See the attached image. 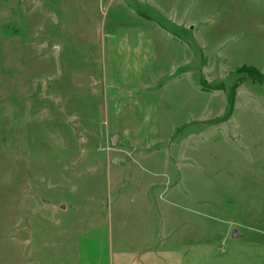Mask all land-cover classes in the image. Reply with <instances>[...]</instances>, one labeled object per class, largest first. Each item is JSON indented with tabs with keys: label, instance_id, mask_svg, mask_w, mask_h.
Wrapping results in <instances>:
<instances>
[{
	"label": "rangeland",
	"instance_id": "obj_1",
	"mask_svg": "<svg viewBox=\"0 0 264 264\" xmlns=\"http://www.w3.org/2000/svg\"><path fill=\"white\" fill-rule=\"evenodd\" d=\"M0 264H264V0H0Z\"/></svg>",
	"mask_w": 264,
	"mask_h": 264
},
{
	"label": "water",
	"instance_id": "obj_2",
	"mask_svg": "<svg viewBox=\"0 0 264 264\" xmlns=\"http://www.w3.org/2000/svg\"><path fill=\"white\" fill-rule=\"evenodd\" d=\"M114 142H115V138L111 137V144H114ZM113 162L115 163L116 160L114 159ZM238 234H239V231L237 230V228L233 227L231 231L232 238H235V236H237Z\"/></svg>",
	"mask_w": 264,
	"mask_h": 264
},
{
	"label": "trees",
	"instance_id": "obj_3",
	"mask_svg": "<svg viewBox=\"0 0 264 264\" xmlns=\"http://www.w3.org/2000/svg\"><path fill=\"white\" fill-rule=\"evenodd\" d=\"M241 68H242V69H244V68H245V69H248V70H251V71H253V70H254V69H253V68H251L250 66H249V67H241ZM241 68H239V69L241 70ZM239 69H238V70H239ZM227 98H228V100H229V101H231V102H232L233 93H232V92H229V94H228V97H227Z\"/></svg>",
	"mask_w": 264,
	"mask_h": 264
},
{
	"label": "crops",
	"instance_id": "obj_4",
	"mask_svg": "<svg viewBox=\"0 0 264 264\" xmlns=\"http://www.w3.org/2000/svg\"><path fill=\"white\" fill-rule=\"evenodd\" d=\"M175 255V254H174ZM178 259H180V257H178Z\"/></svg>",
	"mask_w": 264,
	"mask_h": 264
}]
</instances>
